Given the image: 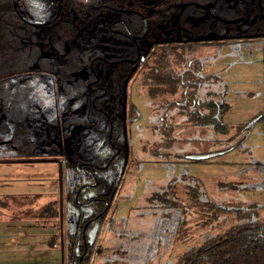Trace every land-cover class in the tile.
<instances>
[{
	"label": "rangeland",
	"instance_id": "1",
	"mask_svg": "<svg viewBox=\"0 0 264 264\" xmlns=\"http://www.w3.org/2000/svg\"><path fill=\"white\" fill-rule=\"evenodd\" d=\"M145 12L171 18L175 5L164 3ZM161 23L155 21L152 28L162 30ZM187 56L210 71L205 84L230 102L225 114L232 123L229 132L210 127L200 132L195 125L178 128L181 134L190 133L191 140L163 146L157 157L145 140L156 136L150 126L160 121L165 106L133 82L131 99L138 118L129 132L127 123L125 171L110 207L84 225L92 243L88 260L78 258L73 264H181L185 250L230 225L264 224V120L233 135L236 123H250L253 115L264 113V39L204 44ZM40 100L46 99H36L20 118L7 117L0 100V264H68L60 239L51 237L56 223L69 228L86 220L80 211H66L61 219L38 212L54 198L49 192L54 168L47 161L19 159L30 150L32 155L39 150L56 155V146L76 147L92 132L89 127L82 131V104L72 94L45 101L44 107ZM229 146L207 161L179 155ZM106 178L110 182L111 174Z\"/></svg>",
	"mask_w": 264,
	"mask_h": 264
},
{
	"label": "flooded vegetation",
	"instance_id": "2",
	"mask_svg": "<svg viewBox=\"0 0 264 264\" xmlns=\"http://www.w3.org/2000/svg\"><path fill=\"white\" fill-rule=\"evenodd\" d=\"M164 3L175 5L171 18L145 12ZM155 21H162V30L152 28ZM252 39H264V0H0V100L6 116L23 117L36 99L57 102L72 94L82 104V131L92 129L76 147L58 145L52 156L30 150L19 159L54 168V198L39 213L57 219L66 211L86 213L83 226L58 221L51 236L60 239L68 264L88 260L92 243L84 225L110 207L123 177L127 123L129 132L138 118L133 82L159 98L158 105L176 99L182 85L194 100L198 80L201 89H210L204 81L210 71L187 54L204 44ZM190 126L174 119V128Z\"/></svg>",
	"mask_w": 264,
	"mask_h": 264
},
{
	"label": "trees",
	"instance_id": "3",
	"mask_svg": "<svg viewBox=\"0 0 264 264\" xmlns=\"http://www.w3.org/2000/svg\"><path fill=\"white\" fill-rule=\"evenodd\" d=\"M183 87L184 85L176 99H165L161 103L165 106L162 122L152 124L151 127L156 136L145 140L157 157L163 155L161 151L163 146L170 145L174 141L191 140L188 137L190 133L181 134L182 128L178 131V128L173 127V117L175 120L177 116L180 117L178 120L185 122L183 125L197 126L200 132L210 127L216 132L226 134L232 126V123L225 119L230 102L223 96L219 98L216 92L201 89V81L198 80L195 99L192 100L188 88L183 90ZM255 120H264V113L253 115L250 123H236L233 135L243 131ZM215 140L220 141L222 137H216ZM231 146L217 151L181 152L179 155L194 161H207L209 157L216 156L215 152L222 153ZM169 185L172 186L173 183ZM158 194L162 197L160 193ZM181 264H264V224L230 225L185 250L181 255Z\"/></svg>",
	"mask_w": 264,
	"mask_h": 264
}]
</instances>
